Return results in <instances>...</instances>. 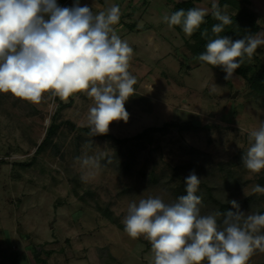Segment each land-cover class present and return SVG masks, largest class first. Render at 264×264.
Returning a JSON list of instances; mask_svg holds the SVG:
<instances>
[{"label": "rangeland", "instance_id": "374dc122", "mask_svg": "<svg viewBox=\"0 0 264 264\" xmlns=\"http://www.w3.org/2000/svg\"><path fill=\"white\" fill-rule=\"evenodd\" d=\"M93 1L100 7L91 0H67L65 7L93 6L96 14L119 5L121 16L114 28L133 49L129 72L137 80L135 94L124 105L128 120L112 122L106 134L127 138L166 122L187 128L154 133L150 144H131L134 164L131 174L123 175L102 166L101 160L117 151L118 160L126 158L128 145L89 136L87 115L93 100L86 92L74 94L69 103L63 100L58 111L57 105L49 106L45 93L38 104L0 93V264H12V257L16 264H154L150 242L130 238L99 209H107L123 225L133 200L162 195L165 202H173V169L185 164L177 173L188 176L194 171L221 200L249 197L243 212L264 209V193L251 191L264 170L250 173L241 159L251 146L248 134L264 122V99L250 92L241 77L233 74L225 80L224 72L217 74L190 58L183 46L187 35L163 21L171 15L172 2L184 0ZM239 1L255 13L256 33L264 32V0ZM212 2L201 0L191 8L209 9ZM244 60L264 63V45ZM51 119L86 130L63 124L52 140L58 150L51 143L34 154ZM85 156L101 166H82L77 158ZM219 164L231 170L235 188L224 185ZM150 173L160 177L158 182L149 181ZM209 211L211 206L202 204L201 213ZM248 264H264V252L257 250Z\"/></svg>", "mask_w": 264, "mask_h": 264}, {"label": "clouds", "instance_id": "9594fccd", "mask_svg": "<svg viewBox=\"0 0 264 264\" xmlns=\"http://www.w3.org/2000/svg\"><path fill=\"white\" fill-rule=\"evenodd\" d=\"M92 7L76 3L61 8L56 0H0V93L38 104L44 93L67 100L86 92L93 100L87 115L90 137L106 134L114 121L128 120L124 105L137 84L129 72L133 49L114 28L121 16L119 5L96 14ZM208 14L203 7L180 9L163 21L192 36ZM211 15L219 22L211 29L217 38L209 39L197 59L220 67L228 80L245 56L251 58L264 45V32L233 42L218 35L232 24L219 0H213ZM201 36L207 37V31ZM248 135L251 146L242 164L250 173H260L264 122ZM77 159L85 167L101 166L91 156ZM184 183L186 195L171 203L162 195L131 201L122 221L130 238L150 242L154 264H248L257 250L264 252V214L245 213L237 201H226L235 211L226 212L218 224L219 210L201 213V179L193 171ZM251 191L264 193V186L253 185Z\"/></svg>", "mask_w": 264, "mask_h": 264}, {"label": "trees", "instance_id": "16d2710c", "mask_svg": "<svg viewBox=\"0 0 264 264\" xmlns=\"http://www.w3.org/2000/svg\"><path fill=\"white\" fill-rule=\"evenodd\" d=\"M62 0H56V3H60ZM201 0H184L180 2H172V10L171 14L174 13L177 10L184 9L187 11V7L199 3ZM211 4H209V14L205 17L204 23L200 25V27L192 34V36H187L186 39L183 41V46L187 50V52L190 54V58L197 63V65H204L207 68L211 69L213 72L217 74H222L224 71L220 67H212L211 65L204 64L203 62H200L197 57L202 54L205 51L206 44L208 43L209 39H215L217 38L216 34H213L211 29L214 24L219 23L214 19V17L211 15ZM219 5L222 10L223 7H227L230 12L229 15L232 18V24L229 26H226L224 31L219 36L222 37H229L234 42L236 40L244 38L245 35H253L255 34L259 27L257 26L255 19L256 15L253 11H251L246 5L242 4L239 0H219ZM223 12V10H222ZM224 13V12H223ZM133 26V25H131ZM173 28L176 31H179L181 33H184L182 31L181 26H173ZM207 31L208 36L202 37L201 33ZM185 34V33H184ZM235 75L241 77L247 87L249 88L250 92L253 94L259 95L264 99V63H250L249 61L243 62L241 67L237 69L234 72ZM49 94V93H45ZM71 96L67 99V102H70ZM63 104L60 102L56 106V111H58L59 108H62ZM55 111V112H56ZM54 112V113H55ZM54 115V114H53ZM66 125L70 130L71 129H77V130H86L81 128H75L74 125L68 121H61V122H55L54 119H51L47 127L45 128L43 137L41 138L40 142L36 145L34 154H38L42 152L44 149H46L49 145H51L53 138L57 134V130L61 125ZM177 127L178 129H185L186 126H177L176 124L172 122H166L161 124L157 127H146L142 129L140 132L134 134L131 137L127 138H114L111 135L104 134L102 136L110 139L113 143L117 144L118 146H126L127 148V155L124 159L118 160V155H120V152H116L115 154H112L108 157H104L103 160H101L102 166L106 168H110L114 171H119L123 175H130L131 169L134 164V156L131 153V150L128 148L133 143L138 145L143 144H150L152 142L153 134L159 133V134H165L168 132L170 128ZM52 149L54 151H57V145L52 143ZM20 166H27L28 163H19ZM187 164L181 165V167H175L173 169V176L176 177V183L172 187V196L174 199H176L179 196L186 195L185 191V183L184 180L187 177V175H180L177 173V170L179 168H184ZM223 165L219 164L218 169L223 170L225 174L223 175V183L225 186H235L237 184V180L233 177L232 172L230 169H223ZM142 176L145 174L143 172H139ZM160 177L156 176L155 174L150 173L149 174V181L151 183L158 182ZM259 185H264V175L259 177L258 183ZM202 191L197 192V195L201 196L202 198V204H209L211 206V211L219 210L221 213V217L218 219V224L222 222L223 215L228 211H235L231 207L230 204L226 203V201H231L232 199L227 198L224 200L220 199V196L217 194L214 196L211 193V190L213 187L208 186L206 184H202ZM235 188V187H234ZM250 201V198L247 197L242 201H237L240 210H245L247 208V205ZM102 216L107 218L112 224H114L118 229L124 230V226L119 224L110 214V212L107 211V209H99ZM259 214H264V209L259 210ZM10 263L16 264V260L14 257L11 258ZM38 264H45L44 260H40Z\"/></svg>", "mask_w": 264, "mask_h": 264}, {"label": "built area", "instance_id": "2783aa9c", "mask_svg": "<svg viewBox=\"0 0 264 264\" xmlns=\"http://www.w3.org/2000/svg\"><path fill=\"white\" fill-rule=\"evenodd\" d=\"M67 4V0H62L58 6L64 8ZM47 101L50 107L56 106L59 102H63V100L59 99L58 97H52L51 93L47 95Z\"/></svg>", "mask_w": 264, "mask_h": 264}, {"label": "crops", "instance_id": "0c3cea01", "mask_svg": "<svg viewBox=\"0 0 264 264\" xmlns=\"http://www.w3.org/2000/svg\"><path fill=\"white\" fill-rule=\"evenodd\" d=\"M80 1H82V0H80ZM91 2H93V4H97L95 1H93V0H91Z\"/></svg>", "mask_w": 264, "mask_h": 264}]
</instances>
